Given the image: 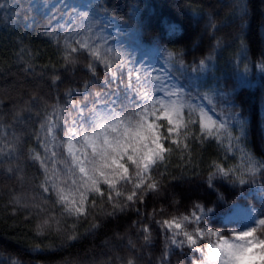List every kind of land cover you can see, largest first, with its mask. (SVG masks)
<instances>
[{"label":"snow or ice","instance_id":"1","mask_svg":"<svg viewBox=\"0 0 264 264\" xmlns=\"http://www.w3.org/2000/svg\"><path fill=\"white\" fill-rule=\"evenodd\" d=\"M51 7L64 22L53 26V15L42 26L52 48L46 62L22 40L0 59V78L11 77L0 87V214L22 217L57 247L124 218L127 227L103 241L92 264H264V123L249 120L234 90L215 78V17L207 52L194 37L198 58L165 49L161 66L150 67L119 40L133 34L114 14L119 3ZM21 8V0H0V25ZM27 13L26 27H37ZM232 15L243 33L245 0H234ZM110 26L116 34H105ZM237 39L239 71L247 42ZM261 57L255 67L264 72ZM209 148L214 155L205 158ZM184 183L207 195L184 203L173 191ZM224 185L246 186L248 202L230 201ZM31 250L56 249L41 240ZM0 264L22 261L0 254Z\"/></svg>","mask_w":264,"mask_h":264},{"label":"trees","instance_id":"2","mask_svg":"<svg viewBox=\"0 0 264 264\" xmlns=\"http://www.w3.org/2000/svg\"><path fill=\"white\" fill-rule=\"evenodd\" d=\"M23 8L18 9V16L14 22L7 26L0 25V59L7 60L16 50L14 45L22 40L33 52L39 50L41 56L38 62H46L48 54L52 51L47 37L40 35L42 26L52 15H45L35 9L30 0H21ZM99 2V0H98ZM113 6L119 3L120 8L114 13L118 19L128 21L137 42L144 46H154L162 54L165 49L181 50L187 61L199 57L192 40L197 41L203 37V51L209 47V18L215 17L217 26L221 29L215 32V37L222 41V47L217 49L215 61V78L225 90H234V95L243 102L245 116L252 120L264 123V72L256 76V67L264 53V0H245L248 4V18L244 23V32L237 30L239 21L232 15L234 0H112ZM29 5L33 12L27 13ZM133 6L136 11L133 20ZM35 17L37 27L29 28L31 20H25V14ZM54 20L52 21V24ZM173 26L176 30L173 31ZM211 31V30H210ZM238 36L246 38L247 48L244 53L246 59L240 63L239 71L236 68V58L239 51ZM248 71L245 75L244 65ZM15 71V68L12 69ZM210 83L212 81L210 80ZM11 84V77L7 80L0 78V87L7 88ZM214 155L209 148L205 158ZM227 198L241 201L242 196L249 192L246 186L232 187L224 185L221 188ZM173 191L177 199L188 202L189 197H205L207 194L203 187L197 184L184 183L175 187ZM243 193V195H241ZM22 217H10L0 214V254L5 257H14L22 264H92L94 259L100 258V249L103 241L110 237L114 231H122L127 227L124 218L107 224L96 235L85 236L71 245L57 247L58 239L35 237L27 226L21 223ZM83 231V228H81ZM43 241V244L56 250L34 252L31 246Z\"/></svg>","mask_w":264,"mask_h":264},{"label":"rangeland","instance_id":"3","mask_svg":"<svg viewBox=\"0 0 264 264\" xmlns=\"http://www.w3.org/2000/svg\"><path fill=\"white\" fill-rule=\"evenodd\" d=\"M32 6L44 13L45 15H55L57 17L56 20H54L53 26H55L57 23H63L64 21L59 16V10L53 11L52 5H56L61 2V0H48L49 7L43 8L42 2L43 0H30ZM65 3H70L82 10H87L89 6H94L98 3V0H64ZM105 34L112 33L116 34V26H110L109 28L105 29ZM119 40L124 41L125 46L128 51L132 52L135 60L137 63L141 59L144 61L145 66L150 67H160L161 66V60H162V53L157 49L156 52L150 51L154 46H144L141 45V49L137 50V40L134 37L133 34H126L119 37ZM148 52L147 55H145V52ZM263 74L258 68H256V76L259 77ZM249 192L246 195H243L241 198V201H238L241 205H245L248 201L245 200V196H248Z\"/></svg>","mask_w":264,"mask_h":264}]
</instances>
